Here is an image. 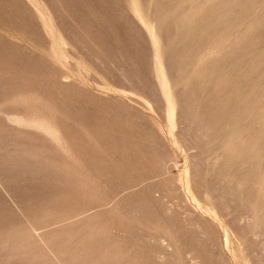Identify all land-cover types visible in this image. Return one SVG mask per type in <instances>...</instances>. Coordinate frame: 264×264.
Instances as JSON below:
<instances>
[{
	"label": "rangeland",
	"instance_id": "rangeland-1",
	"mask_svg": "<svg viewBox=\"0 0 264 264\" xmlns=\"http://www.w3.org/2000/svg\"><path fill=\"white\" fill-rule=\"evenodd\" d=\"M0 264H264V0H0Z\"/></svg>",
	"mask_w": 264,
	"mask_h": 264
},
{
	"label": "bare ground",
	"instance_id": "bare-ground-1",
	"mask_svg": "<svg viewBox=\"0 0 264 264\" xmlns=\"http://www.w3.org/2000/svg\"><path fill=\"white\" fill-rule=\"evenodd\" d=\"M138 11V10H137ZM170 86V85H169ZM171 114L173 115V114H175L174 113V109L173 108H171ZM181 170V169H180ZM192 187V186H191ZM206 232V231H205ZM225 244V243H224Z\"/></svg>",
	"mask_w": 264,
	"mask_h": 264
}]
</instances>
